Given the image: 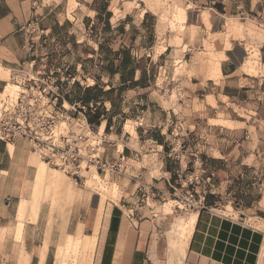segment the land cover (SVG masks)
<instances>
[{
	"label": "rangeland",
	"instance_id": "1",
	"mask_svg": "<svg viewBox=\"0 0 264 264\" xmlns=\"http://www.w3.org/2000/svg\"><path fill=\"white\" fill-rule=\"evenodd\" d=\"M160 1L163 7L151 9L140 0H65L36 27L50 31L41 38L35 33L31 56L14 74L6 93L0 95V118L5 108L16 107L13 121L26 117L32 126L39 117H45L53 134L40 146L23 137L6 142L0 139L4 143L0 163L8 170L0 173V264H39L38 252L46 243L45 264H54L60 253L69 255L64 264H79L68 243H58L57 229L62 220L54 214L66 219L68 233L73 234L86 218L94 219V199L100 204L103 198L109 219L112 213L121 216V223H127L131 232L139 218L150 221L145 252L135 257L136 264H210L188 253L186 258L172 256L178 225L195 215L206 196L212 204L228 206L227 213L239 208L248 217L261 218L254 223L264 229V127L242 101L235 102L226 113L217 108L214 93L220 76L208 70L218 57L209 43L211 38L197 45L200 29L186 27L177 19L175 6L169 8L173 2L186 8L185 0ZM107 13H111L110 29L105 27ZM240 22L230 21L227 37L232 33L230 28ZM249 22L255 29L251 35L258 33L261 38L263 27L251 21L246 24ZM240 37L243 35L235 36ZM100 44L112 52L129 49L147 70L148 86L129 89L122 94V102L117 101L128 115L119 134L115 126L110 134L104 126L92 129L77 107L67 102L58 105L55 98L60 94V83L67 84L65 92L71 99L75 98L74 83L88 88L98 81L104 91L110 89V83L118 87L119 76L111 78L100 69L106 65L103 59L107 54L100 53ZM140 75L138 71L136 79ZM249 75H243L248 80L240 84L242 89L257 87L264 76L262 57ZM105 105L111 109L109 102ZM228 118L235 123L226 121ZM167 129L172 133L164 136V148L154 137ZM182 138L185 146L179 141ZM9 144L14 147L12 153L7 150ZM73 148L80 150V168L65 166ZM233 149V163L228 164L222 154ZM42 163L51 178L62 179L65 191L58 192L45 181L44 197L48 193L42 204L36 194L29 203L23 202L41 204V211L19 233L17 206L29 200ZM167 168L178 175L175 182ZM37 211L29 207L27 214ZM50 211L51 229L46 219ZM105 235L97 254L99 264ZM153 241L156 250L151 254Z\"/></svg>",
	"mask_w": 264,
	"mask_h": 264
},
{
	"label": "crops",
	"instance_id": "2",
	"mask_svg": "<svg viewBox=\"0 0 264 264\" xmlns=\"http://www.w3.org/2000/svg\"><path fill=\"white\" fill-rule=\"evenodd\" d=\"M62 1L65 0H0V95L6 93L7 88L11 86L14 74L26 63L25 59L31 43L25 28L31 23L35 28L43 25ZM83 1L92 3L95 0ZM140 1L151 9H159L164 6L160 0ZM185 3L186 8H183L180 2L169 4V8L172 5L175 6L178 11L177 19L181 20L182 24L184 22L186 27H198L200 29L197 45L201 46L203 45L202 40L211 38L209 43L214 46L218 57L216 61L209 64L208 70L213 72V76H220V83L215 88L216 92L214 93L217 108L223 109V112L226 113V110L235 102L242 101L253 110V117L264 127V76L257 81V87L242 89L240 86L244 80H248L243 75H249L256 69L258 58L260 60L262 57L264 64V35L261 38L257 37L258 33L251 35V33H255L254 26L250 22L246 24L247 21L255 22L264 29V0H185ZM241 13L249 18L242 21ZM237 19L241 21L240 24L233 25L230 28L232 33L227 37L225 31L228 24ZM43 31L49 32L50 29ZM239 35H243V37L235 38ZM250 59L252 65L248 66ZM211 66H213L212 69ZM209 107L214 108L212 105ZM228 119L226 121L235 123L231 118ZM243 123H247V121H243ZM106 125L105 121L100 128L104 126L105 130ZM124 125L122 130L126 127ZM239 130L234 129L233 132ZM170 133L172 132L169 129L161 131L162 136ZM179 141L184 145V138ZM3 145L4 143L0 142V155ZM7 147V150L12 153L13 145L9 144ZM234 152L233 149L228 154H222V160L229 164ZM10 153L8 154L9 157L12 156ZM240 159L242 165L243 162ZM43 166V163L38 165L30 189L29 200L24 199L18 203L16 217L19 221L17 226L19 233L22 232L25 224L33 221L39 215L41 204L46 200L48 193L46 192L44 197L42 190H44L45 181L50 182L58 192L65 191L62 179L51 178L48 175V170L44 168L47 176L41 185V191L35 193L36 177ZM4 172L7 173L8 170H5L0 163V173ZM35 194L40 195L41 204H23V202L29 203ZM104 202L103 198L100 204L96 199L91 201L92 211L95 214L94 219L86 218L82 224L75 228L73 234L68 233L66 219L62 218L61 215L56 216L54 214L57 219H60V222L62 220L57 229L60 233L58 243L67 242L71 247L70 251L72 250V254H74L73 258L78 260L79 264H99L101 257H97V254L100 253L106 233L101 264H136L135 257L142 256L145 252L151 231L150 221L139 218L136 225H132L133 230L131 232L127 223H121V216L112 213L109 219L110 211L105 214ZM29 207L38 209V211L35 214H27ZM227 208L228 206L222 204L199 205L194 215V228L186 243L185 258L188 253L189 256L198 257L210 264H259L260 255L264 249V229L257 227L261 218L248 217L239 211V208H236L238 212L227 213ZM50 212L46 215V219L51 229L52 223L50 221L53 219V213ZM113 219L115 223H113ZM251 219H256V221L252 222ZM89 239H93L94 246L90 251L84 250L81 245ZM45 245L47 246H45L44 256H41V249L44 246L38 252L39 264H45L47 258L48 243ZM155 250L156 242L153 241L150 253L153 254ZM108 252L109 259L107 258ZM76 255H79V258ZM68 257L69 255L60 253L54 264H64L65 260L63 259Z\"/></svg>",
	"mask_w": 264,
	"mask_h": 264
},
{
	"label": "trees",
	"instance_id": "3",
	"mask_svg": "<svg viewBox=\"0 0 264 264\" xmlns=\"http://www.w3.org/2000/svg\"><path fill=\"white\" fill-rule=\"evenodd\" d=\"M106 7L107 6L104 7V12L106 11ZM110 17L111 13H107L105 19V27L107 29L111 28L109 21ZM99 50L100 53H107L103 59L106 65L100 67V69L103 72H106L111 78L118 75V87H114L113 84L110 83V89L108 91H104L97 81L98 78H95L97 83L88 88H82L78 83H74L75 90L73 93L75 98L71 99L70 95L65 92L67 84L60 83L58 85L59 89L61 88L59 91L58 105H62L63 102H67L69 105L77 107L78 114L83 116L87 124L92 129L100 128L102 123L106 121L107 125L105 132L110 134L111 128L115 126L118 127L119 134L122 131V127L127 120L128 115L122 111L117 101H121L122 94L129 89L148 86L147 70L146 67H141V61L134 58L129 49L123 48L118 52H112V50L105 49L104 45L100 44ZM138 71H140L141 75L139 79H136ZM67 76L71 78L70 74ZM115 95L117 96L114 98ZM106 102L110 103L111 109L106 107ZM118 116L120 119L115 121V118ZM154 141H156L158 145L167 148L165 137L162 136L161 133H157V135H155ZM183 146H185V144ZM166 171L172 173V182H175L178 179V175H176L171 169L167 168ZM204 204H212L209 201V196H206ZM113 223H115L114 219Z\"/></svg>",
	"mask_w": 264,
	"mask_h": 264
},
{
	"label": "built area",
	"instance_id": "4",
	"mask_svg": "<svg viewBox=\"0 0 264 264\" xmlns=\"http://www.w3.org/2000/svg\"><path fill=\"white\" fill-rule=\"evenodd\" d=\"M241 14V19L246 20L249 18L247 15H244L243 13ZM25 31L28 34L29 41L31 43L30 50L27 56H31L33 38L35 36V33L38 35V38H41L45 32L39 29L36 30V28L33 27L32 23L25 28ZM58 97L59 95L55 97L57 101ZM13 109L15 111L16 107L5 108L3 111L4 115H2V117L0 118L1 140L3 142L11 141L15 137H23L29 140L31 144L40 146L42 144H45L52 138L51 136L53 134V131L51 130V127L46 123L45 117H39L37 123L31 126L30 122H27L28 119L26 117L13 121V117H11L13 114ZM69 155L70 156L67 159V163H65V166L71 168H80L81 166L79 164V160L81 159V155L79 148L71 149Z\"/></svg>",
	"mask_w": 264,
	"mask_h": 264
},
{
	"label": "bare ground",
	"instance_id": "5",
	"mask_svg": "<svg viewBox=\"0 0 264 264\" xmlns=\"http://www.w3.org/2000/svg\"><path fill=\"white\" fill-rule=\"evenodd\" d=\"M252 65V60H248V66ZM216 66V65H215ZM213 66H211V69H212ZM0 139H1V132H0ZM42 165V164H41ZM46 166V164H44ZM44 166L42 169H40L38 171V174H37V177H36V181H35V189L36 191L38 192L41 191V185H43V181L45 179V177L47 176L46 175V172L44 171ZM46 170V169H45ZM51 175V174H50ZM50 180V179H49ZM53 180V179H52ZM35 196V195H34ZM195 221V216H191V218H189V220L187 222H184V223H180L177 228V230L179 231V237L177 239V241L172 245L173 247V254L172 256L174 257V259L178 256H180L181 258H185V248H186V243H187V240L189 239L190 237V234L194 228V223ZM184 237H186L185 241L184 240ZM94 246V241L93 239H89L87 241L84 242V244L81 245V247L84 249V250H91ZM45 251H46V248H44L42 251H41V256L43 257L44 254H45ZM259 264H264V249L260 255V260H259Z\"/></svg>",
	"mask_w": 264,
	"mask_h": 264
}]
</instances>
